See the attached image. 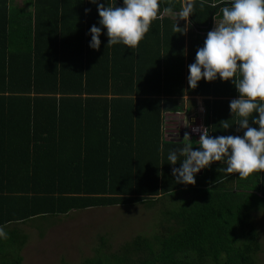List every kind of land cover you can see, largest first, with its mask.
<instances>
[{
	"label": "trees",
	"instance_id": "obj_1",
	"mask_svg": "<svg viewBox=\"0 0 264 264\" xmlns=\"http://www.w3.org/2000/svg\"><path fill=\"white\" fill-rule=\"evenodd\" d=\"M20 1L0 0V225L8 233L0 264H22L28 235L20 224L38 223L42 234L48 218L129 204L160 206L153 234L112 251L102 240L95 255L60 264H257L264 171L240 177L213 161L194 185L183 184L172 168L184 157L167 161L187 143L167 139L166 114L192 106L194 97L203 99L210 136L243 135L228 107L238 97L232 83H187L188 65L222 5L194 0L186 31L175 18L183 0H161L159 18L129 48L107 45L89 0ZM94 24L102 29L95 50Z\"/></svg>",
	"mask_w": 264,
	"mask_h": 264
},
{
	"label": "clouds",
	"instance_id": "obj_2",
	"mask_svg": "<svg viewBox=\"0 0 264 264\" xmlns=\"http://www.w3.org/2000/svg\"><path fill=\"white\" fill-rule=\"evenodd\" d=\"M89 2L96 5L98 24L106 29L107 45L123 43L129 48H136L151 22L159 18L161 4V0H123L122 6H114L115 0L110 5L99 0ZM218 5H222L221 20L214 23L203 46L197 48L194 62L188 65L187 83L193 89L201 78L206 82L219 78L232 83L238 97L231 99L228 107L231 115L240 117L236 125L243 135L213 137L206 127L194 128V132L199 131V146L194 149L185 144L167 155L172 165L180 156L184 157L178 168H172L178 183L194 185L195 174L213 161H224L227 165L224 172L238 173L240 177L264 171V0H213L208 6ZM193 8L194 0H186L175 17L176 22L177 18L187 20ZM88 11L85 9V13ZM164 11L173 12L171 8ZM101 31L95 24L88 29L90 48L100 47ZM229 126L224 123L223 128ZM7 238L6 226L0 225V240Z\"/></svg>",
	"mask_w": 264,
	"mask_h": 264
},
{
	"label": "rangeland",
	"instance_id": "obj_3",
	"mask_svg": "<svg viewBox=\"0 0 264 264\" xmlns=\"http://www.w3.org/2000/svg\"><path fill=\"white\" fill-rule=\"evenodd\" d=\"M169 116L165 119L168 128L180 115ZM182 141L193 144L186 135ZM159 208V205L146 208L141 204H129L74 210L65 216L48 218L41 224L42 234L36 228L38 223L21 226L28 235L21 250L22 264H60L63 260L78 263L95 255L102 240L111 251L116 250L139 233L153 234L162 217ZM255 225L261 243L257 264H264V211L255 214Z\"/></svg>",
	"mask_w": 264,
	"mask_h": 264
},
{
	"label": "built area",
	"instance_id": "obj_4",
	"mask_svg": "<svg viewBox=\"0 0 264 264\" xmlns=\"http://www.w3.org/2000/svg\"><path fill=\"white\" fill-rule=\"evenodd\" d=\"M195 103L191 106V108H185L183 113L179 114V120L170 126L171 130L170 133L171 137L177 136L181 130L184 131V136L186 135L189 140L193 141L192 145L199 146V131L194 132L193 129H202L208 128L206 124V107L203 103V99L201 97L194 98ZM166 119V118H165ZM168 127L164 121V132L167 133Z\"/></svg>",
	"mask_w": 264,
	"mask_h": 264
},
{
	"label": "water",
	"instance_id": "obj_5",
	"mask_svg": "<svg viewBox=\"0 0 264 264\" xmlns=\"http://www.w3.org/2000/svg\"><path fill=\"white\" fill-rule=\"evenodd\" d=\"M186 3V0H184V4ZM170 130H171V128H168V130H167V133H166V136H168V135H171V134H169L170 133ZM183 137H184V131L183 130H181L180 132H179V134H177V136L175 135V136H173V137H171V136H168V140H173V141H182V139H183ZM202 172H203V169H201L198 173H196L195 175H201L202 174Z\"/></svg>",
	"mask_w": 264,
	"mask_h": 264
},
{
	"label": "crops",
	"instance_id": "obj_6",
	"mask_svg": "<svg viewBox=\"0 0 264 264\" xmlns=\"http://www.w3.org/2000/svg\"><path fill=\"white\" fill-rule=\"evenodd\" d=\"M18 1L21 3L20 0H18ZM183 4H184V0H183ZM184 20H185V19H184ZM220 20H221V19H217V20H215L214 23L218 24V23L220 22ZM188 24H189V23H188V19H187V20H185V30H186V31L189 30V25H188ZM185 98L187 99L188 97H185ZM194 98H195V97H194ZM186 107H187V106H186ZM188 108H191V106L188 107ZM169 115H175V113H174V114H172V113H171V114H166V117L169 116ZM166 117H165V118H166ZM169 117H171V116H169ZM174 122L176 123V121H174ZM172 124H173V123H172ZM25 225L30 226V223H27V224H20V225H18V227L21 228V226H25ZM21 231L24 232V233H26L25 230H23L22 228H21ZM26 234H27V233H26Z\"/></svg>",
	"mask_w": 264,
	"mask_h": 264
}]
</instances>
